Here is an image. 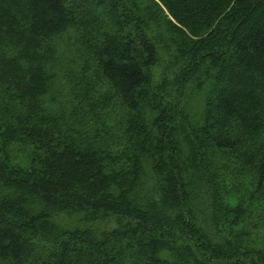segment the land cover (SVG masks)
Returning <instances> with one entry per match:
<instances>
[{"label":"trees","instance_id":"trees-1","mask_svg":"<svg viewBox=\"0 0 264 264\" xmlns=\"http://www.w3.org/2000/svg\"><path fill=\"white\" fill-rule=\"evenodd\" d=\"M85 2L0 0V264H264V0Z\"/></svg>","mask_w":264,"mask_h":264},{"label":"rangeland","instance_id":"rangeland-1","mask_svg":"<svg viewBox=\"0 0 264 264\" xmlns=\"http://www.w3.org/2000/svg\"><path fill=\"white\" fill-rule=\"evenodd\" d=\"M68 1H71V3H75V4H78V3L83 4V9H87V7H89V8L91 7V5L89 3H87V2H85V0H68ZM93 6L94 5L92 4V7ZM259 95L262 96L261 93H259ZM78 218H79V215H76V214H73V215H64L62 217V221L65 222L68 225L73 226V225H75L77 223ZM113 227H115L114 224H112V226H110V224H109V225H107L105 227V229L111 230V228H113ZM162 256H163V258L165 260H168L169 262H171V254L169 252H163Z\"/></svg>","mask_w":264,"mask_h":264}]
</instances>
